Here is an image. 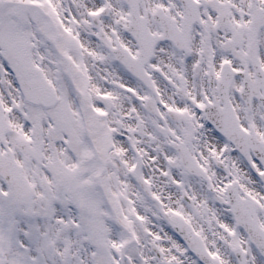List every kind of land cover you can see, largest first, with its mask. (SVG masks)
Listing matches in <instances>:
<instances>
[{
    "label": "snow or ice",
    "instance_id": "6c2138e0",
    "mask_svg": "<svg viewBox=\"0 0 264 264\" xmlns=\"http://www.w3.org/2000/svg\"><path fill=\"white\" fill-rule=\"evenodd\" d=\"M0 264H264V0H0Z\"/></svg>",
    "mask_w": 264,
    "mask_h": 264
}]
</instances>
